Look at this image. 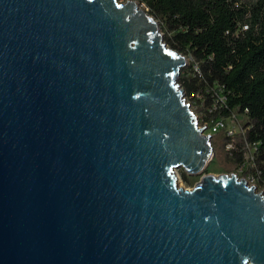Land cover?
Here are the masks:
<instances>
[{
  "label": "water",
  "instance_id": "obj_1",
  "mask_svg": "<svg viewBox=\"0 0 264 264\" xmlns=\"http://www.w3.org/2000/svg\"><path fill=\"white\" fill-rule=\"evenodd\" d=\"M182 53L135 0H0V264H264V196L210 161Z\"/></svg>",
  "mask_w": 264,
  "mask_h": 264
},
{
  "label": "trees",
  "instance_id": "obj_2",
  "mask_svg": "<svg viewBox=\"0 0 264 264\" xmlns=\"http://www.w3.org/2000/svg\"><path fill=\"white\" fill-rule=\"evenodd\" d=\"M137 1L160 23L165 43L196 65L191 76L180 77L184 94L218 85L224 111L247 108V139L259 142L264 159V0Z\"/></svg>",
  "mask_w": 264,
  "mask_h": 264
},
{
  "label": "built area",
  "instance_id": "obj_3",
  "mask_svg": "<svg viewBox=\"0 0 264 264\" xmlns=\"http://www.w3.org/2000/svg\"><path fill=\"white\" fill-rule=\"evenodd\" d=\"M246 28V25L241 26L242 30ZM217 86L206 90L201 100L199 114H194L198 127H204L203 134L210 136V142L214 135L222 136L223 141H219V144L231 158L228 160L234 164L232 174L244 179L248 185L255 186L256 191L264 196V159H260L259 156V142L247 139L246 132L251 126L248 109L233 108L224 111L226 97ZM206 97H208L207 103ZM213 156L212 147L210 161Z\"/></svg>",
  "mask_w": 264,
  "mask_h": 264
},
{
  "label": "rangeland",
  "instance_id": "obj_4",
  "mask_svg": "<svg viewBox=\"0 0 264 264\" xmlns=\"http://www.w3.org/2000/svg\"><path fill=\"white\" fill-rule=\"evenodd\" d=\"M119 2H124L126 0H118ZM138 3V7L146 9L144 7L143 4H140L137 0H135ZM156 19V18H155ZM158 26H159V33L162 34V37L164 36V32L162 30V28L160 27V23L158 22V20L156 19ZM168 46V45H167ZM184 55V54H182ZM185 58V65L183 67L180 68L176 82L179 83L180 81V77L182 76V74L187 75V76H191L192 75V69H195V64L192 63V60L190 58L189 55H184ZM180 84V83H179ZM185 99L186 102H188L190 104V108L192 109L193 113L198 115L199 114V110L201 108V100H203L204 98V94H200L197 93L194 97H190L189 95H185ZM223 141L222 136L221 135H214L212 137V147H213V151H214V156L212 158V160L209 162L208 166L206 168L203 169L202 172L198 173V174H186L184 169L182 167L178 168L175 170V173L177 175V185L179 187H182L184 189H189L192 188L194 185H196L200 180L201 177L204 174L207 173H211L214 175H218L221 174L223 172H229L231 166L232 169L234 167V164L231 163V161H229L228 159L229 156L225 153V150L221 148L219 141ZM229 162L232 164L231 166L229 165ZM180 172H184L185 174V178L182 179L180 176ZM233 173V172H232Z\"/></svg>",
  "mask_w": 264,
  "mask_h": 264
},
{
  "label": "flooded vegetation",
  "instance_id": "obj_5",
  "mask_svg": "<svg viewBox=\"0 0 264 264\" xmlns=\"http://www.w3.org/2000/svg\"><path fill=\"white\" fill-rule=\"evenodd\" d=\"M229 165L231 166L232 164L229 162ZM207 166H208V165H207ZM207 166H206V167H207ZM232 172H234V167H233V169H232V166H231V168H230L228 174H231ZM223 173H225V172H223ZM226 174H227V172H226Z\"/></svg>",
  "mask_w": 264,
  "mask_h": 264
}]
</instances>
